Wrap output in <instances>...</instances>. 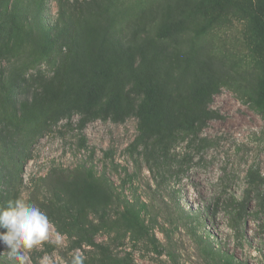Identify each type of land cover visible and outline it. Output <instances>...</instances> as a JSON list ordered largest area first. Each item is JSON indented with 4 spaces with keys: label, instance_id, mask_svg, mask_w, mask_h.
Returning <instances> with one entry per match:
<instances>
[{
    "label": "rangeland",
    "instance_id": "rangeland-1",
    "mask_svg": "<svg viewBox=\"0 0 264 264\" xmlns=\"http://www.w3.org/2000/svg\"><path fill=\"white\" fill-rule=\"evenodd\" d=\"M251 15L250 0H0V88L21 81L0 117V199L22 195L45 212L55 171L71 179L85 166L145 203L149 229L127 230L113 202L104 218L81 215L84 235L52 223L22 260L0 244V264H68L76 251L84 264H218L219 256L264 264V115L250 102L264 78V42ZM45 33L56 42L44 57ZM93 48L106 99L121 93L124 118L75 109L45 124L51 97H36L39 84L74 82ZM140 77L153 79L164 116L196 123L194 134L165 136L160 164L151 151L160 135H148L137 115Z\"/></svg>",
    "mask_w": 264,
    "mask_h": 264
},
{
    "label": "trees",
    "instance_id": "trees-1",
    "mask_svg": "<svg viewBox=\"0 0 264 264\" xmlns=\"http://www.w3.org/2000/svg\"><path fill=\"white\" fill-rule=\"evenodd\" d=\"M250 8L252 12L251 20L264 42V0H250ZM55 42L56 39L51 33H45L43 39L39 41L44 57L50 55ZM98 53H100L98 49L93 48L91 52L86 54L84 63H77V66L80 67L79 77L74 82L65 84L63 79H60L39 84L40 88L34 92L36 97L39 95L51 97V107L43 117L45 124L51 119H56L62 115L71 116L75 109H79L82 113L91 117L104 114L108 117H114V120L124 118L121 93L115 91L112 97L106 99L105 93L108 82L105 79L106 72L100 73L101 69L96 65L97 61H100L97 58ZM85 63L88 64V67L85 66ZM20 82L12 79L10 83L1 85L2 104L12 99L15 90L21 86ZM153 82L152 78H139L137 92L141 95V99L137 105V115L148 135H157V137L160 135L154 143V148L151 149L155 152L152 156V158H155L153 159L154 163L160 164L161 156L156 157L155 155L157 150L166 151L165 136L172 139L178 129L194 134L196 133L194 127L196 123L195 121L189 122L190 118L171 120L167 115L164 116L160 111V107L157 106L159 102ZM250 102L260 114L264 115V78L259 83L257 94L250 98ZM3 108L4 104L2 110H0V117L3 115ZM163 119L166 121L163 122ZM83 120L84 126L86 121ZM181 124H183V127H178ZM74 173H76L74 178L70 179V176L65 174L64 171L56 170L54 179L48 185L52 198L49 201L47 200L48 203H43L47 216L60 232L71 237L75 234H86L88 230L83 227L84 223H80L81 215L92 212L104 218L108 215L109 206L113 202H117L122 207L119 220L125 228L149 234L146 218L143 215L147 209L145 203L139 204L137 197L135 200L129 199L125 195V188H117L110 178L105 174L97 175L92 168L80 166L75 169ZM10 186H12L11 182ZM16 197L15 193L3 195L0 199V205H4L7 201ZM82 238H85V236ZM88 242L94 244V241L88 240ZM212 250L211 252H214V249ZM219 257L218 264H238L230 256L227 258ZM112 262L113 264H128L126 258L119 257L113 258Z\"/></svg>",
    "mask_w": 264,
    "mask_h": 264
},
{
    "label": "clouds",
    "instance_id": "clouds-1",
    "mask_svg": "<svg viewBox=\"0 0 264 264\" xmlns=\"http://www.w3.org/2000/svg\"><path fill=\"white\" fill-rule=\"evenodd\" d=\"M53 225L47 214L35 203L22 195L0 205V244L10 257L23 259L22 250H30L49 239ZM63 234L55 233V243L61 246ZM86 256L76 251L68 264H84ZM47 264V261H46Z\"/></svg>",
    "mask_w": 264,
    "mask_h": 264
}]
</instances>
